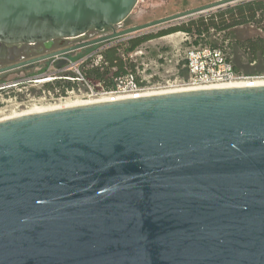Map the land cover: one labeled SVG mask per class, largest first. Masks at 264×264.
I'll list each match as a JSON object with an SVG mask.
<instances>
[{
    "label": "water",
    "instance_id": "water-1",
    "mask_svg": "<svg viewBox=\"0 0 264 264\" xmlns=\"http://www.w3.org/2000/svg\"><path fill=\"white\" fill-rule=\"evenodd\" d=\"M243 1L117 31L139 0H0V44L44 45L0 74ZM0 264H264V86L0 120Z\"/></svg>",
    "mask_w": 264,
    "mask_h": 264
},
{
    "label": "built area",
    "instance_id": "built-area-1",
    "mask_svg": "<svg viewBox=\"0 0 264 264\" xmlns=\"http://www.w3.org/2000/svg\"><path fill=\"white\" fill-rule=\"evenodd\" d=\"M115 28L120 31L125 29L126 26L122 22L116 25ZM90 32L81 37L64 39L65 41L73 40L75 42H68L57 49L88 42L107 35V32L112 33L110 29ZM177 35H181L180 41L171 39L169 47L158 45L156 57L149 59L148 54L150 51L145 47L147 43L158 39L173 38ZM135 37L132 34L120 38L129 41ZM107 42L95 45L97 47L95 50L77 60H71L67 57L71 53L50 59L53 64L60 61H64L66 64L57 66L55 72L46 75L42 79L34 78L31 80V86L38 87L39 84L44 83L53 85L50 88L40 87V94L37 96L32 93L29 87L17 88L19 83H15L13 87L16 88L14 89L16 93L11 99L15 106L13 114L21 113L22 111H16L24 107L28 108L42 103L55 102L64 105L72 101V98L86 95L96 98L90 101L92 102L118 97H142L156 93L220 88L244 80H261L264 82V72L248 77L236 70L233 61L234 42L230 31L210 28L199 35L178 32L153 39L143 43L135 50L127 52V54L120 48L121 57L128 62L129 72L126 75L114 78L113 87L106 89L102 81H92L87 78L84 68L102 67L104 50L110 47L103 49L102 45ZM254 64L255 62L252 63V65ZM84 88H87V90L83 91ZM20 94H23L24 98H21ZM2 103L3 99H0V104Z\"/></svg>",
    "mask_w": 264,
    "mask_h": 264
},
{
    "label": "rangeland",
    "instance_id": "rangeland-1",
    "mask_svg": "<svg viewBox=\"0 0 264 264\" xmlns=\"http://www.w3.org/2000/svg\"><path fill=\"white\" fill-rule=\"evenodd\" d=\"M217 0H139L137 6L135 7L133 13L131 14V16L128 18L127 22L125 23L126 28L134 26V25H138V24H142L145 22H149V21H153L159 18H163L178 12H182L191 8H195L204 4H208L211 2H214ZM245 1H249V0H245ZM240 2L231 4L230 6L236 5ZM228 6H224L223 8H226ZM220 9V8H219ZM219 9H215L209 12H205L203 14H196L194 16L191 17H186L183 19H179L173 22H169L160 26H156V27H152L149 28L147 30H143L140 32H137L136 34H134V36H143V35H147V34H151V33H156L162 29H167L170 28L172 26H177V25H183V24H187L189 23L191 20H197L199 19L201 16H206L209 13H215L217 12ZM181 32V31H180ZM178 33V32H176ZM174 33V34H176ZM262 34L264 35V33L258 29L255 25H243V26H238L234 29H232L230 31V35L231 38L234 42V53H233V60L236 61V63L239 66V69L241 70V72L248 76H255L258 75L260 73L264 72V64L263 62H258L256 65H251L249 67H246L243 63L246 62L245 58L243 56L242 51L240 50V48L237 46V41L240 39H245L247 37H251V36H255V35H259ZM170 35V34H169ZM171 39H174L176 41H180L181 40V35H177L174 36L173 38H166V39H158V40H154L152 42L147 43V45H145V47L150 51V53L148 54L149 59H154L157 55V46L158 45H163L165 47H169V41H171ZM126 41L127 39L123 38H119V39H113V40H109L107 43L102 45V48H107L108 46H115V45H121L122 51L125 52V54H127L126 48ZM67 42H75L73 40H68ZM96 46H90V47H86L84 49H81L80 51L77 52H73V54L68 55L67 57L71 60H77L79 58H81L82 56L90 53L91 51H93V49L95 50ZM242 60V61H241ZM66 63L64 61H60L57 62V64H53L52 60H46L45 62H40L38 63L36 66L39 68L38 70L35 69V67L31 70L32 75H29L26 78H23L21 80V73H15L16 76L12 77L11 75V79L10 82L7 83H1L0 84V88L4 87L3 89H0V99H3V103L0 104V118H4L6 116L12 115L13 114V110L15 108L14 106V102L11 100L13 97V95H15L16 91L14 89H16L15 87H13V85L15 83H19L17 86V88H26L29 87L32 91V93L34 95H39L40 94V87H43L47 84H39L38 87L37 86H31V80L34 78L37 79H42L43 77H45L48 74H51L53 72H55L57 70V66H63ZM242 65V66H240ZM47 69V70H46ZM7 81V80H6ZM10 85V86H9ZM87 88H84L83 91H86ZM21 98H24L23 94H20ZM96 98L93 97H88L86 96H82V97H78V98H72V101L70 102H77V101H91L94 100ZM54 105H58V103L55 102H49V103H42L39 104L37 106H41V107H48V106H54ZM34 108L33 106H29L28 108H22L20 110H17L16 112H24L27 110ZM7 110V111H6Z\"/></svg>",
    "mask_w": 264,
    "mask_h": 264
},
{
    "label": "trees",
    "instance_id": "trees-1",
    "mask_svg": "<svg viewBox=\"0 0 264 264\" xmlns=\"http://www.w3.org/2000/svg\"><path fill=\"white\" fill-rule=\"evenodd\" d=\"M243 25H255L264 33V0L243 1L233 6H228L223 9L220 8L215 13L201 16L199 19L191 20L187 24L172 26L156 33L135 37L127 41L126 51H133L150 40L180 31L192 35H199L208 31L210 28L231 31V29ZM235 44H237L243 53L246 61H243V63L246 64V67L251 66L253 62H255L254 65L258 62H263L264 64V35L259 34L240 39ZM120 48L121 45H115L105 49L101 63L102 67H85L84 73L86 77L92 81H102L106 89H111L114 84V78L126 75L129 72L128 62L121 57ZM233 61L236 70L241 72L236 61ZM45 86L47 88L53 87L51 83H47Z\"/></svg>",
    "mask_w": 264,
    "mask_h": 264
},
{
    "label": "flooded vegetation",
    "instance_id": "flooded-vegetation-1",
    "mask_svg": "<svg viewBox=\"0 0 264 264\" xmlns=\"http://www.w3.org/2000/svg\"><path fill=\"white\" fill-rule=\"evenodd\" d=\"M127 20L124 22V25L127 22ZM91 32H96V30H94V31L92 30ZM109 33L110 32H107L106 34H109ZM67 43L68 42L65 40L56 39L53 42V48L57 49L58 47H61ZM43 47H44L43 44H37L34 46H23V45L5 46L3 44H0V68L6 67V66L14 64V63H19V62L31 59V58L37 56L36 51L40 50ZM45 61H42V62H45ZM37 64L38 63H34V64H31V65H28L25 67H21V68L0 74V84L1 83H7L6 79L11 77V75H14L15 73H21V74L23 72L25 73L24 76H21L22 77L21 80L23 78L28 77L29 75H32L31 70ZM35 69L38 70L39 68L36 66Z\"/></svg>",
    "mask_w": 264,
    "mask_h": 264
},
{
    "label": "bare ground",
    "instance_id": "bare-ground-1",
    "mask_svg": "<svg viewBox=\"0 0 264 264\" xmlns=\"http://www.w3.org/2000/svg\"><path fill=\"white\" fill-rule=\"evenodd\" d=\"M252 87V86H264V82L261 80H244L242 82L239 83H232V84H228V85H224V87ZM157 94V93H156ZM155 95V94H154ZM125 98H129V97H125ZM125 98H113V99H104V100H96V101H77V102H67L64 105H54V106H48V107H41V106H33L34 108L21 112V113H16L10 116H6L4 118L1 117L0 120L3 119H9V118H13V117H18V116H22V115H27V114H34V113H40V112H44V111H48V110H52V109H59V108H64V107H72V106H79V105H85V104H89V103H97V102H102V101H111V100H118V99H125ZM131 98V97H130Z\"/></svg>",
    "mask_w": 264,
    "mask_h": 264
},
{
    "label": "crops",
    "instance_id": "crops-1",
    "mask_svg": "<svg viewBox=\"0 0 264 264\" xmlns=\"http://www.w3.org/2000/svg\"><path fill=\"white\" fill-rule=\"evenodd\" d=\"M232 30V29H231Z\"/></svg>",
    "mask_w": 264,
    "mask_h": 264
}]
</instances>
